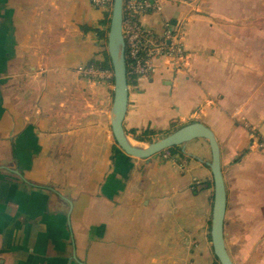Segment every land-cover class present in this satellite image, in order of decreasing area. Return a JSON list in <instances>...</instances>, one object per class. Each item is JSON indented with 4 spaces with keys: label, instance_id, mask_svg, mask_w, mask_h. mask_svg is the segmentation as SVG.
Wrapping results in <instances>:
<instances>
[{
    "label": "crops",
    "instance_id": "obj_1",
    "mask_svg": "<svg viewBox=\"0 0 264 264\" xmlns=\"http://www.w3.org/2000/svg\"><path fill=\"white\" fill-rule=\"evenodd\" d=\"M183 62L131 80L124 129L152 141L187 124L219 143L224 239L264 264V0H162ZM108 12L92 0H0V264H219L204 139L138 159L113 136ZM138 142V140H136ZM147 144L148 142H138Z\"/></svg>",
    "mask_w": 264,
    "mask_h": 264
},
{
    "label": "water",
    "instance_id": "obj_2",
    "mask_svg": "<svg viewBox=\"0 0 264 264\" xmlns=\"http://www.w3.org/2000/svg\"><path fill=\"white\" fill-rule=\"evenodd\" d=\"M123 1L114 0L108 33V54L114 72V103L112 108V131L120 149L130 157L152 159L174 147H185L189 142L204 139L208 142L212 160L208 166L213 175L214 201L211 238L214 254L219 264H235L226 248L224 221L227 209V192L221 164V151L214 132L206 125L195 122L182 126L166 136L147 144L138 143L128 136L124 120L128 109L129 79L123 36Z\"/></svg>",
    "mask_w": 264,
    "mask_h": 264
},
{
    "label": "built area",
    "instance_id": "obj_3",
    "mask_svg": "<svg viewBox=\"0 0 264 264\" xmlns=\"http://www.w3.org/2000/svg\"><path fill=\"white\" fill-rule=\"evenodd\" d=\"M95 8L112 12L114 0H92ZM162 0H124L123 1V36L128 77L139 79L149 77L155 71L156 60L171 59L183 62L184 52L180 41L181 28L173 30L172 24H165V32L157 35L147 28L143 18L152 14H161ZM78 72L89 78L110 79L113 70H102L95 66H80ZM252 140L258 150L264 151V138L252 134ZM165 153V152H164ZM168 154V152L166 151Z\"/></svg>",
    "mask_w": 264,
    "mask_h": 264
},
{
    "label": "trees",
    "instance_id": "obj_4",
    "mask_svg": "<svg viewBox=\"0 0 264 264\" xmlns=\"http://www.w3.org/2000/svg\"><path fill=\"white\" fill-rule=\"evenodd\" d=\"M128 79H129V83H131L132 78L128 77ZM154 134L155 133L148 131V132H145L141 137H135V138H136V140H138L140 142L150 143V142H152V135H154ZM176 149H177V147H174V148L169 149L167 152L172 154L175 152Z\"/></svg>",
    "mask_w": 264,
    "mask_h": 264
},
{
    "label": "rangeland",
    "instance_id": "obj_5",
    "mask_svg": "<svg viewBox=\"0 0 264 264\" xmlns=\"http://www.w3.org/2000/svg\"><path fill=\"white\" fill-rule=\"evenodd\" d=\"M108 14H109V16H110V14H112V12H108ZM132 80H134L133 78H132ZM160 138H162V136L160 137ZM160 138H157V139H160ZM156 140V139H155ZM154 140V141H155Z\"/></svg>",
    "mask_w": 264,
    "mask_h": 264
}]
</instances>
